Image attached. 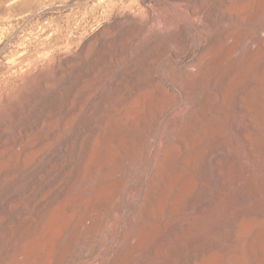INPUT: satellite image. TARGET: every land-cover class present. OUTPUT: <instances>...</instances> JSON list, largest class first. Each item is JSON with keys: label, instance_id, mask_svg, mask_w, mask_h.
<instances>
[{"label": "bare ground", "instance_id": "bare-ground-1", "mask_svg": "<svg viewBox=\"0 0 264 264\" xmlns=\"http://www.w3.org/2000/svg\"><path fill=\"white\" fill-rule=\"evenodd\" d=\"M176 1L161 2V18L152 8L141 16L128 8L103 29L135 40L124 71L135 88L123 92L118 74L108 103L94 85L87 110L45 152L46 176L35 168L26 183L44 122L39 104L22 116L23 98L9 92L32 96L44 84L41 54L21 53L18 70L3 77L0 133L8 124L19 129L11 145L0 142V264H81L89 257L94 264H264V0L241 9L233 0ZM225 13L236 16V27L224 25ZM101 38L100 31L91 41ZM162 64L168 78L157 70ZM123 102L144 114L127 118L130 129L121 136ZM29 118L35 132H27ZM129 178L137 185L132 202ZM118 211L107 241L83 249L77 238L88 229L97 237Z\"/></svg>", "mask_w": 264, "mask_h": 264}, {"label": "rangeland", "instance_id": "rangeland-1", "mask_svg": "<svg viewBox=\"0 0 264 264\" xmlns=\"http://www.w3.org/2000/svg\"><path fill=\"white\" fill-rule=\"evenodd\" d=\"M162 1L0 0V84L3 83L2 80L5 75L18 70L20 65H17V63H19L20 54L24 52L29 56L41 54L42 57L40 56L38 68L46 74L44 84H38L39 87L34 92L35 95L22 96L13 89L9 92L11 96L23 98L22 116H28L31 108L36 106L35 104H39L38 107L40 108L37 109V114H40L39 116L42 117L41 119L44 122L42 131L44 139L41 143L40 155L37 156L38 159L30 156L27 164L28 172L27 175L25 174L26 176L22 177V183L28 182L31 171L35 168L39 174L42 172L41 174L46 176L45 165L47 158L45 152L56 148L57 140L60 136L71 131L72 121L87 110L94 87L101 89L99 94L104 95L108 103L112 97L110 86H112V81L118 74L122 88L126 89L123 92L128 95L135 88V78L130 80L124 74L129 53L136 54L135 40L126 38V35H121L117 30L109 28L110 30L106 29L103 31V29L116 18H123L126 12L130 11L128 8L134 14L137 13V16L144 14L145 9L152 8L157 12V18H161L163 15L160 14L159 6ZM212 1L214 0H200V2H207V4H211ZM249 1L233 0L232 5L237 9H241L249 5ZM171 2L177 3L178 1L171 0ZM221 17L224 25L236 27L237 22L234 14L227 15L225 13ZM261 24L263 25L264 23ZM245 26H250V24H245ZM42 27L46 30L42 31ZM100 31L102 38L92 43V36ZM205 42L204 39L201 42L202 44L199 43L196 46H192L181 57L180 64L187 63L190 58L201 51ZM24 43H27V45ZM85 43L86 46L83 47ZM49 50L52 51L49 52ZM50 54L55 56L54 62L47 60ZM64 57H69L70 60L67 64L61 63L60 67L62 69L57 73L54 70V66L59 64ZM157 70L159 73L168 75L167 78L169 77L170 70L167 65L162 64L157 67ZM120 107L119 120L116 121V124L118 126L117 133L122 136L127 132V129H130L127 118L135 122L144 114V110L140 105H129L126 102H123ZM30 120L31 118L24 121V124L25 122L27 123V132H35L36 127L31 123L28 125L31 122ZM18 129L19 126L8 124L6 131L0 133V142L6 141V144L11 145V139L15 137ZM52 131L53 134L51 135ZM163 131L164 129L161 130L160 135L165 132ZM2 135L3 137L5 136V140H3ZM112 145L114 146L115 142L112 141ZM135 163H137V166L139 165L138 160H135ZM144 171L147 172L145 168ZM132 178H129L128 182H126L129 188L127 193H130L128 194L129 196L127 195V199L129 198L130 200L126 199V201L130 202L133 201L132 195L137 189V185L131 186L133 183ZM143 181L144 177L140 179V182ZM120 207H123L122 202ZM119 213L118 211L114 215L115 217H112L115 219L111 218L105 226L99 228L97 237H92L89 229L85 231L84 235H82L83 237L80 235L77 240L81 247L84 249L90 244L106 242L110 230L117 229L119 226L121 221ZM85 245L86 247H84ZM94 262L93 258L89 257L83 259L81 264H94Z\"/></svg>", "mask_w": 264, "mask_h": 264}]
</instances>
